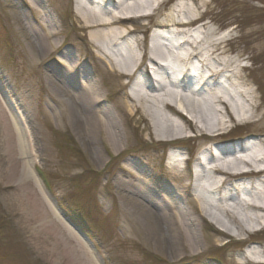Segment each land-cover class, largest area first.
<instances>
[{
    "label": "rangeland",
    "instance_id": "374dc122",
    "mask_svg": "<svg viewBox=\"0 0 264 264\" xmlns=\"http://www.w3.org/2000/svg\"><path fill=\"white\" fill-rule=\"evenodd\" d=\"M105 1L106 5L112 2ZM159 4L154 15L129 21L131 34L109 45L107 55L138 50L143 64L129 81L134 83L146 74L151 49H176L178 55L188 56L192 39L206 41L208 27L214 30V38L229 34L214 56L203 60L204 66L189 61L190 75L183 90L196 99L217 90L232 100L229 91L234 85L251 100L245 122L234 121L224 107L213 114L226 123L225 132L207 136L190 122L178 141H159L155 119L128 100L133 114L122 106L128 96L127 79L119 78L110 58L90 40L75 13L76 0H0V107L14 112L25 136L22 154L16 144L15 151L0 150V264H90L89 256L87 260L75 256L74 249L80 247L74 237L61 240L63 234L50 218H32L29 212L34 207L25 202L28 194L42 195L52 212L81 230L88 241L61 219L96 264H238L246 244L255 243L264 250V231L247 233V242L241 243L215 235L206 221L199 224L200 212L192 198V170L200 174L199 162L213 159L208 150L226 154L264 146V0H162ZM97 10L107 15V10L98 6ZM182 20L192 22L176 25ZM37 37L43 38L46 50H40ZM67 61L74 65L77 61L74 71L85 78L79 83L96 87L103 97L88 107L89 113H81L69 94L80 89L79 83H71L68 89L61 83L70 74ZM86 116L105 126L113 116L120 134L117 154L98 128L92 135L86 132ZM177 154L179 178L173 179L167 166L175 164ZM24 163L33 177L28 190L21 188L16 175ZM35 169L44 173L51 201L33 175ZM259 178L231 176L227 183L240 194L243 186ZM122 184L141 189L131 192ZM147 184L168 192L173 215L185 210L196 217L203 252L179 256L170 246L169 232L158 229V211L151 206L157 199L145 198ZM54 234L59 238H52Z\"/></svg>",
    "mask_w": 264,
    "mask_h": 264
},
{
    "label": "bare ground",
    "instance_id": "6f19581e",
    "mask_svg": "<svg viewBox=\"0 0 264 264\" xmlns=\"http://www.w3.org/2000/svg\"><path fill=\"white\" fill-rule=\"evenodd\" d=\"M116 1L117 4L114 3L115 5L112 2L106 5L105 3H108V1L105 0H86V2L85 0H76V15L84 28L87 29L90 40L95 43L100 53L102 52L105 55H107L106 48L109 45L115 46L120 40L131 34L130 29L127 27V23L131 19L140 20L154 15L162 0ZM93 4L96 9L92 7ZM97 6L105 11L107 10V15L100 14ZM191 22L182 20L176 25L183 26ZM199 30H202L201 27H199ZM207 32L206 41L198 38L192 39V42H190L192 53L188 56L178 55L176 49L167 51L160 48L151 49L148 58L153 73L150 76L138 78L133 83L134 88L132 87L130 96L128 95L122 100V106L130 115L133 114V108L128 105V102L141 108L146 116L155 119L156 138L159 141H178L184 135L186 124H188L184 115L196 125L202 134L214 136L219 132H225L228 126L224 121L217 120L213 111L219 114L225 107L234 121L240 124L245 122L246 115L252 110L249 96L246 93L243 95L238 92L234 85L231 86L233 90L229 91L232 100L227 99L222 92L211 91L210 89L211 92L206 93L207 95L201 101L194 97L195 94L190 93V91L186 93L188 90L182 89L186 86L185 79L181 81L179 78L182 76L189 78L190 73L187 67L189 61L195 60L198 65L204 66L203 62L205 61L203 60H209L214 56L216 52L214 50L223 43L224 39L230 37L229 34H224V37L214 38L215 32L212 27H208ZM37 39L39 40L40 50H46L47 46L43 38L39 39L37 37ZM176 46L181 45L180 43L177 45L176 42ZM199 50L200 55H197L195 52ZM107 57L110 58L112 64L114 62L112 68L119 73L120 79L130 80L142 65L138 50L127 54L120 53L119 56L107 55ZM67 63L66 69L70 74L66 73L65 80L61 83L68 89L71 83L77 84L80 82V78H85L82 76L76 77L74 70L78 64L77 61L75 65L74 61H67ZM186 67L188 70L185 69ZM79 86L80 89L77 92H69V94L78 103L81 113H89L88 107L93 103L101 102L103 97H101V93L96 87H90L84 83H79ZM1 95L3 94L0 90V97ZM197 96L199 97V95ZM105 112L109 113L108 111ZM70 117L72 119L73 115H70ZM107 121L108 126H105L103 122L90 120L86 116L85 129L86 132L92 135L95 132L93 130L98 128L100 132L105 134L112 151L117 154L120 147V134L116 130L113 116L107 118ZM24 140L25 136L14 112L11 109L7 110L2 105V108L0 107V150H5L6 153L10 150L15 151L16 144L22 154L25 149ZM208 152L213 159L206 163L199 162L202 172L200 174L194 173L192 198L200 212L197 215L199 224H204L206 221L205 224H210L215 231V235L234 237L238 240L244 239L247 233L256 234L264 231V146H259L247 152H226V154L220 151L217 152V150L213 152L208 150ZM176 157H178V154L174 156L175 164L170 163L167 166V170L173 179L179 178V165ZM101 160L104 159L101 157ZM24 165L25 163L22 164V169L20 168L16 175L21 188L28 190L26 187L33 185V177ZM250 175L260 178L254 184L249 183L247 187L243 186L240 194H237L233 186L227 183L228 178L231 176ZM130 185L122 184V186L131 189V192H135V189H141L135 184ZM150 186L152 184H147L149 190L143 193L145 198L157 199L151 203V206L158 211L155 215L158 229L162 231L167 229L169 232L167 240L170 241V246L175 247V251L178 252L179 256L184 252L190 254H195L198 251L203 252L205 245L198 235V231H196V217L188 214L185 210H181L177 216L173 215L174 213L171 210L173 205L170 202L168 192L158 185L157 188ZM26 197L27 207H34V210L28 211L32 214L34 220L37 216L50 218L53 227L63 234L61 240L66 239L64 237L75 238L77 246L80 247V250L74 249L75 256L77 257V253L79 257L82 256L86 260L89 256V263L96 264L92 253L83 245L84 243L78 235L75 233L74 236L71 229L67 228L57 214L49 209L45 202L46 199L42 195L28 194ZM158 229H155V231L158 232ZM51 233L50 227L49 235ZM58 235L54 234L51 237L58 239ZM79 241L82 243L81 245H79ZM64 250L63 248L62 252L66 254ZM237 261L238 264H264V250L253 246L246 253L238 256Z\"/></svg>",
    "mask_w": 264,
    "mask_h": 264
}]
</instances>
